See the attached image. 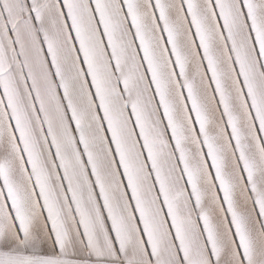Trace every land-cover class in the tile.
Wrapping results in <instances>:
<instances>
[{
	"label": "snow or ice",
	"instance_id": "obj_1",
	"mask_svg": "<svg viewBox=\"0 0 264 264\" xmlns=\"http://www.w3.org/2000/svg\"><path fill=\"white\" fill-rule=\"evenodd\" d=\"M0 264H264V0H0Z\"/></svg>",
	"mask_w": 264,
	"mask_h": 264
}]
</instances>
